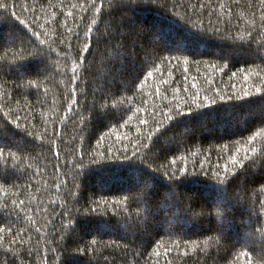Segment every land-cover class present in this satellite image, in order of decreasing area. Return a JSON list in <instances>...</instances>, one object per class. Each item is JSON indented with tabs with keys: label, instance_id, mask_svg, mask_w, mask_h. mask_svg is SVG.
<instances>
[{
	"label": "trees",
	"instance_id": "trees-1",
	"mask_svg": "<svg viewBox=\"0 0 264 264\" xmlns=\"http://www.w3.org/2000/svg\"><path fill=\"white\" fill-rule=\"evenodd\" d=\"M0 5V264H264V0Z\"/></svg>",
	"mask_w": 264,
	"mask_h": 264
},
{
	"label": "snow or ice",
	"instance_id": "snow-or-ice-1",
	"mask_svg": "<svg viewBox=\"0 0 264 264\" xmlns=\"http://www.w3.org/2000/svg\"><path fill=\"white\" fill-rule=\"evenodd\" d=\"M0 7H3V5H0ZM173 7H175V5H173ZM194 27V26H193ZM109 35L110 34H104L100 37V39H106L108 40V44L107 46L105 47L104 49V53L105 55L108 57L107 60L104 59V57L102 56L101 59H100V65L101 67L103 68V73H101V89L100 91L102 92L103 91V83H104V80H106L109 76V74H114L113 73V69L116 67V64L113 63V61L115 60V52L119 51L120 50V47L121 45L123 44V35L121 34L120 38L117 39L116 37H112L111 39H109ZM157 36H158V39L161 41L163 39H165V37H163L162 35H160L159 33H157ZM43 43V42H41ZM91 47H92V44H91V41L88 43V45L86 46V52L88 50H91ZM259 48H264V44H260L258 45V51H257V55L259 56V58L261 60H264V52H261L259 51ZM112 50V51H110ZM19 67V64H17L14 68H17ZM3 68L2 66H0V71H2ZM10 70H13V68H10ZM139 75V73H137V76ZM136 77L133 78V80L135 79ZM259 91V90H257ZM95 92V90H94ZM81 95H83V93H81ZM250 95L249 92H245L244 93V96L245 97H248ZM221 99H224V98H221ZM210 103H214V101H211ZM179 108L180 106L177 105V111H178V114H179ZM167 111V109L165 110ZM174 118L173 117H166V122L164 124H158L157 125V129H156V135H159L163 130H166L171 121L173 120ZM261 120H264V116H261ZM0 157H2L3 159H5V161H7L8 157H7V154L6 153H0ZM102 160H106V161H113V160H116L115 157H112V156H109V157H101ZM232 160L234 163H238V164H243L244 162L243 161H239L238 160V157H236L235 155L232 156ZM137 162L136 160V156L133 154L131 156H122L119 158L118 161L116 162ZM139 163V162H138ZM77 167H82V165H77ZM11 171V169L7 166V163H5L4 165H0V179H9V176L7 175L9 172ZM180 172H184V169L181 168L180 169ZM168 178V184H169V191L168 193H166L164 195V199L165 200H168L170 199V197L172 195L175 194V185H177L178 181H179V177L176 176V173L175 171H172L170 174L169 173H166L165 174ZM216 179H217V184H216V190L220 193H225L227 191V188H228V184L231 183V180L234 179V177H230L229 175H225L224 173H216ZM134 187H137V185H134ZM150 192H151V183L148 182V183H144V184H138V187H137V192L134 193L132 195V199L135 201V200H139L141 202V209L138 210V215H137V218H136V222H135V225H140L142 226L144 221L147 219V216H146V213L149 212V209H148V206H147V203H146V198L150 195ZM236 197H239V199L241 201H243L244 199V194L241 193V192H237L234 194V199ZM186 208L188 207H191V205H186L185 206ZM71 212H65L64 213V216L67 217L68 215H70ZM196 215H204L203 211L201 212H198L196 213ZM129 220H131V217H129ZM67 223H70L69 221L66 220ZM222 223V221H221ZM128 222L125 221L121 224V227L124 228V229H127L128 228ZM75 251H81L80 249H77ZM72 259V257H70V260Z\"/></svg>",
	"mask_w": 264,
	"mask_h": 264
}]
</instances>
